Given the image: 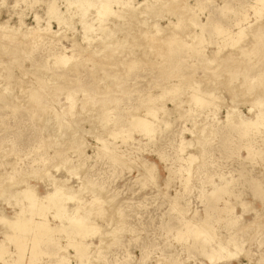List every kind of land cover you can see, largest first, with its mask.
Here are the masks:
<instances>
[{"label": "rangeland", "instance_id": "374dc122", "mask_svg": "<svg viewBox=\"0 0 264 264\" xmlns=\"http://www.w3.org/2000/svg\"><path fill=\"white\" fill-rule=\"evenodd\" d=\"M49 1L0 0L1 24L24 32L26 28L36 27L37 17L39 26L49 22L52 31L59 32L28 38L20 33L10 38L0 36V209L8 216L12 214L11 204L15 200L11 193L20 189L23 185L20 182L24 180L43 195L49 187L47 173L54 180L66 178L65 185L72 188L70 193L79 191L83 202L98 195L99 206L94 210H100L101 217L94 212L88 216L97 228L94 226L92 233H84L85 238H77L90 242L88 259L80 264H264V126L257 123L249 127L238 124V118L230 122L225 118L226 109L233 104L237 116L248 122L259 110V86L250 78L258 70L264 71V36L263 46L256 45V54L250 58L242 56L243 52L238 49L245 46L242 49L252 50L256 34L264 33V2L198 0V5L197 0H185L191 10L195 8L194 21L207 25L203 30L189 33L194 31L191 21L183 20V28L173 33L181 39L180 44L195 45L198 39L203 40L201 53H192L184 44L169 56L166 46L152 42L162 39L173 28L168 26L162 35L156 36L152 28L156 20L153 12L145 11L154 6L157 9L159 5H154L153 0H133L134 9L132 6L121 9L120 4H113L111 9L116 13L106 19L94 7L87 5V10L84 6L80 12L73 5L74 8L67 7L65 0H56L55 6L70 20L60 27L54 20L49 21L46 9ZM120 9L121 14L117 13ZM130 12L132 17L127 15L130 19L123 20ZM166 18L175 20L174 15L163 14L158 22L160 26L168 25ZM142 20L146 24H139ZM121 23L122 27L126 25V32L116 29ZM214 23L222 26L221 34H213ZM102 24L105 33L99 30ZM240 29L244 36L238 47H229L232 37L241 35ZM106 30L116 33L105 38ZM140 30L147 32L144 38H140ZM125 36L131 41L129 44L117 51L111 48L116 42L126 40ZM230 51L238 59L231 61V65L244 66L233 84L227 82L224 74L213 78L201 69L190 72L199 66L203 54L219 57ZM61 53L73 54L75 58L62 66L57 63ZM129 53L133 58L128 62L130 66L120 65L121 57ZM233 68L229 66L228 70L235 71ZM185 75H190L191 82L200 81L197 88H192L197 91L195 94L206 90L210 78L216 82L217 91L226 88L219 95L221 105L216 102L213 109L205 101L194 104V93L191 94L190 85L184 79L175 91H162L163 86L170 88L172 82ZM109 76L112 82L107 81ZM36 77L47 80V84L54 83L49 87L54 85L62 92L56 95L51 88L38 95L37 103L42 109H34L24 98L29 86H37ZM228 89H234V94ZM68 91L73 93L75 105L72 116L65 117L69 97L64 93ZM163 92L161 98L159 95ZM148 95L154 97L149 108L163 105L164 113L169 110L165 115L158 111V122L149 136L130 129L133 117L149 119L141 104ZM55 107L61 111L58 118L54 116L58 112ZM97 108L105 110L102 122ZM189 129L196 134H190ZM60 132L66 134L63 141ZM72 136L81 139L83 148L73 149L69 143ZM54 137L59 139L56 141ZM181 140H192V143L182 147ZM189 154L197 157L196 162L190 163ZM220 187L222 191L212 194V189ZM75 204L67 201L66 210L70 211ZM42 211L49 218L53 210ZM231 216L236 221L233 225L228 221ZM49 219L52 226L58 224V220ZM198 227L210 231L212 238L208 242ZM52 238V242L40 243L39 249L44 251L35 258L34 264H79L73 249L66 247L64 236L56 233ZM26 242L7 241V250L13 253L4 258L16 260L18 248L24 249L22 264H27L31 244ZM220 243L228 244L227 256L218 260L208 257V251ZM232 243L238 244V248L231 247Z\"/></svg>", "mask_w": 264, "mask_h": 264}, {"label": "bare ground", "instance_id": "6f19581e", "mask_svg": "<svg viewBox=\"0 0 264 264\" xmlns=\"http://www.w3.org/2000/svg\"><path fill=\"white\" fill-rule=\"evenodd\" d=\"M55 1L56 0H50L49 2H47L46 3L47 4L46 5V9H47V14L49 16L48 17L49 18V21L51 19L54 20L56 22V24L58 25V27H60L62 25V23L67 22L66 20H69V19L68 18H65L63 16V12H60L59 9L55 6ZM258 1H259V3H260V1L261 2H264V0H258ZM65 2L67 4V7H69V6L71 7L73 5L75 7V9H77V10L80 9V12H81V8H83L84 6L87 7V5H88V7L89 6L94 7V8H96V10H99V11H97L98 14L101 15V16H103V17H101L102 19L103 18L106 19L112 13H116V12L112 11L113 9H111V6L113 4L114 5H116V4L119 5L120 4L122 6L121 9H123V8H132V7H133V9L135 8L134 6H132V4H133L132 2H134L133 0H65ZM153 4L154 5L157 4V6L159 5L157 7V9H154L155 6L152 5V6H154V8H152L153 10L147 8V9H145V11L148 10V12L146 11L147 13H152L153 12V16H154L153 19H156V20L153 21L152 28L155 29L156 36L162 35V33L164 32L165 28H167L168 26H171L173 28H169V33L167 32V34H165V36H162V39L156 38V39H153L152 42L153 41H155V42L158 41V43H161L162 46H166L167 47V50L165 52L169 56L172 55L174 52H177V51L181 50L182 47L184 46V44L187 47H189V49H190V51H192V53H194V54L195 53H201V50H200L201 47L200 46L203 44V40L198 39L197 42H195V45H189V44L183 43V42H182V44H180L181 43V41H180L181 39H179L178 36L175 33H173L174 32L173 30H177V29H182L183 28L182 27L183 20H190L191 21V26L193 27L194 31H190L189 33L195 32V30L197 31V29H199V30L205 29V26L207 24L206 25L205 24H199V23H196L194 21V13H193V10H195V8L193 10H191L190 6L185 2V0H179V1L178 0H153ZM196 4L200 5V3H198V0H197V3ZM88 7H87V10H89ZM149 7H150V5H149ZM197 7L201 9V6H197ZM121 9L118 10L117 13H119V11H120V14H121V11H122ZM66 10H67V8H66ZM82 11L84 12L85 10H82ZM130 11L132 12L133 10L130 9ZM131 12L125 14L124 15L125 17L123 16L122 19L123 20L124 19L129 20L130 19V16L132 17ZM173 12H175V13H173ZM256 13L259 14L260 13L259 10ZM138 14H141V13H138ZM156 14H158L159 16H156ZM163 14H171V16L174 15L175 16V20L174 21H171V20H168L166 18L167 21H168V25L165 26V27H162V26L159 25L158 22L163 17ZM67 15H69V14H67ZM127 15H130V16L128 17ZM38 19H37V17L35 18V20H36V25L35 26L36 27L26 28V30L24 32H21V31L20 32H16V30H14V28H12V27L10 28V27L6 26L5 24H1L0 23V36L10 38V37H14V36H16V34H19L20 33L19 35L23 36V38H28V37H37L41 33H48V34H51V35H57V34H59V32L57 33L56 31H52V29L50 28V26L48 24L49 22L46 23V25L44 27L39 26ZM81 22H83V20ZM101 22H103V21H101ZM120 22L121 21H119L118 23H120ZM139 24H143L144 25V24H146V21L145 20H142V22H139ZM83 25H85V23ZM125 26L122 27V23H121L120 27H117L116 29H121L122 32L123 31L126 32ZM139 26H141V25H139ZM221 27L220 26L218 27L216 25V23H214L213 26H211V29L213 30V34L214 33L216 34V32L218 34L220 31H222ZM99 28H100L99 29L100 31H103V29L105 27H103V24H102V26H100ZM106 29H108V28H106ZM113 29H115V28H113ZM261 29H258V30H261ZM106 32H107V30H106ZM239 32L241 33V35L240 36L237 35L236 38L232 37V39L230 40L231 43H230V46L229 47H231V46H232L231 48H233L234 46H235V48H236V46L238 47V44L237 43H240L239 41H240L241 37L244 36L243 29H240ZM113 33H114V31L107 32L105 34L106 35L105 38L107 36H108V38H109V36L111 38V36L114 35L116 32L114 34ZM146 33H147L146 31L140 30V33H139L140 34V38L141 37L144 38L145 35H146ZM219 34H221V33H219ZM123 35H125V34H123ZM152 36H155V35H152ZM227 36H229V34ZM263 36H264V33L263 32H259V33L256 34V40L254 41V44H253V47L254 46L255 47L252 50L242 49L245 46L244 47L241 46L242 48H240L238 50H240V51L243 52L242 53V56L249 57L251 54L255 55L256 54V51H257V46H261V45L263 46V44H262V38H263ZM189 37H190V35H189ZM125 38H126V40L123 39L124 41H122V42H119V43L116 42L113 45V47L111 46V48H115V50L116 49L118 50L119 48L124 47L125 44H129L131 42V41H129L130 39L127 40V36H125ZM87 41H89V40H87ZM132 41H135V40H132ZM235 44H237V45H235ZM132 46H134V45H132ZM147 46H148V48L150 47L149 45H147ZM2 48H3V46H2ZM235 48H234V50H235ZM251 48H252V46H251ZM115 50H110V51L111 52H114ZM234 50H232V52ZM214 52L217 55L219 53V48H217V50L214 51ZM232 52L231 51L230 52H225L223 55H221L219 57H216V56L209 57L210 55L208 56L206 54L205 55L203 54L201 56L202 61L199 64V66L197 68L196 67L191 68L193 70H191L190 72L195 73L197 70L201 69L203 72H205V73L207 72V76H208V74H210V76L213 77V78H215V77L218 78L219 76H223V74H224L226 76V80H229L227 82L229 84H233V82H235L237 80V77H236L237 73L241 69H242L241 71H243L244 70V66H242V65H238V66L231 65V63H230L231 61L238 60L236 57H232L234 55ZM143 55H144V53H143ZM74 58L75 57L73 56V54L72 55L71 54L70 55H67L65 53H61L60 55L57 56V63L61 64L62 66H65V65L71 63V61L74 60ZM131 58H132V55L130 53L127 54V55H125V56H122L121 59H120V62H119L120 65L129 67L130 64L128 62H129V60ZM239 60H241V59H239ZM159 66H158V68H159ZM229 66L230 67H234L233 69H235V71L234 70H228ZM110 68H112V64H111V67ZM114 68L115 69H118L117 66H115ZM40 75H42V73L39 74V76ZM43 75H44V73H43ZM189 76L190 75L182 76L181 79H178L174 83L172 82V85H169L170 88H166V87L163 86V90L162 91H164L165 93H167V92L170 93V92L175 91L178 88V85H180L181 82H183V79H184L185 80V83L190 85V86H188V88H190L192 90L191 94L194 93V94H192V100L194 101V104H198V102L205 101L209 106L211 105L213 107V109H216V106H215V103L216 102L221 105L222 101H221V98H220L219 95H220V92L226 90V88H223L220 91H217L216 88H214V86L216 85V82L215 81H212L211 82L210 81L211 78H210L209 79V84L207 85V87H205L206 90H204L203 92L198 91L199 93L195 94L197 91L196 90L193 91V89H195V88L198 87V85L200 84V81L197 80V79H195L196 78L195 77L194 78L195 80L193 82H191L192 79L190 81V79L188 78ZM225 76H224V78H225ZM41 77H43V76H41ZM110 78L111 77L109 76V78L107 77L106 79H107V81L112 82L113 79H110ZM45 79H46V77H45ZM50 79H52V76H51ZM250 79H251V82H253V83H255L256 85L259 86L258 94L259 95L261 94L259 97H257L258 98V100H257L258 101V104L257 105H259L258 106L259 107V110L255 114L253 120H251V121L248 122V121H244L240 117H238L237 114L235 113V107H234L235 104H233L228 109H226V117L225 118H226V121L228 120L229 122H230V120L234 121V119H237L238 118L237 119V121H239L238 124L248 125L249 127L251 125H256L257 123L263 124V126H264V71L258 70V72H255L251 76ZM206 80H208V79H206ZM206 80H205V82H207ZM34 82L37 84V86H29L28 87V90L26 92L24 91V93H26V96H24V98L26 99L27 104L28 105H33L34 106V109H39V108L42 109V105L38 104L37 103V100L39 98L38 95L42 94L44 92V90L54 88L53 93H55L56 95L62 94V92L59 91L58 88H56V86L53 85V87H51V86L49 87V84L51 85V84H54V83H50L49 82V84H47L48 83L47 80L46 81H43L40 78H37ZM9 85L7 87H9ZM217 85H220V82ZM193 86H195V88H193ZM235 87H233V88H235ZM9 88H11V87H9ZM22 89H21V91H22ZM235 89H237V88H235ZM19 90H20V88H19ZM200 90H203V89H200ZM232 90H234V89H232ZM232 90L231 89L230 90L228 89V92L230 94H234V92ZM164 92L159 95V96H162L161 98L164 97V94H165ZM178 92H180V88H179ZM5 93H6V90H5ZM11 94H12V91H11ZM11 94L8 93L7 95H11ZM64 94L69 97L67 99L68 102H69V108H67V109H69V110L66 111L67 110L66 109L64 111V114L63 115L65 117L66 116L70 117L73 114L72 113V110H73L74 105H75V99H74L73 93L71 91H68V92H66ZM173 94L174 93H172V95ZM258 94H257V96H258ZM237 95H235V96L237 97ZM240 96H241V94H240ZM156 97L158 98V96H156ZM15 98H17V97H15ZM142 98H145V97L143 96ZM153 98H154L153 96L148 95L146 97V99L143 100L142 103H141L142 106H144L146 108V115L149 116V119L142 118V117H133L134 116V113H133V116H131V118H130V119H132V117H133L132 122H131L132 124L130 123V125H131V128L130 129H132V130H138L140 132H143V134L144 133L147 134L148 136L150 134H152V132L154 130L155 122H158V117H157L158 111L161 110L164 113V110H165L164 109L165 107L164 108L162 107L163 105L159 106L158 108H154V109H151L152 106H151V108H149L150 105L153 102ZM232 98H234V97H232ZM172 99L173 98H171L170 100H172ZM49 102H50V104L52 103V101H49ZM67 105H68V103H67ZM176 105H178V104L176 103ZM83 106H84L83 107V109H84L86 107V104L84 103ZM57 111H58V109H57ZM96 111H98L99 114H101V117L99 118V120H100L99 122H102V116H103V112L105 110L103 108H101V109H98L97 108ZM60 112H61L60 110L58 112H55V115L54 116L56 118H58L60 116ZM167 112H169V110L168 111H165V113H167ZM249 112H250V110H249ZM165 113H164V115H165ZM61 118H62V116H61ZM65 122L68 124L67 120H65ZM67 124H66V126H68ZM63 126H64V124L62 123V126L60 127L61 130L63 129L62 128ZM66 126H65V128H66ZM71 127H72V125H71ZM50 128H52V127H50ZM74 128H75V126H73V129ZM188 132L190 134H192V135L193 134H196V133H193L192 130H190V129L188 130ZM51 134L53 135L54 132L52 131ZM88 134L89 133H87V135ZM65 135L63 133L60 134L61 141H63L62 140L63 139L62 137H64ZM97 136H96L95 139L97 141L101 142L102 144H104V141L100 137H97ZM104 138H105V136H104ZM58 139H59V137L57 139L55 138L56 141ZM66 140H68V139H66ZM82 140H83V138H82ZM69 141H70L69 143H71V146L73 147V149H75V151L77 149H79V148H83V145H82V142H81V139L80 138L77 139V137L72 136V138H70ZM59 142H60V140H59ZM190 143H192V140H188V141L181 140V142H180V144H181L182 147L184 145H191ZM196 158L197 157H195L193 155H190V154L187 155V159L190 161V163L192 161H195ZM54 168H55V166H54ZM68 172L69 173H72L70 171H68ZM148 173H150V171H148ZM150 175H151V173H150ZM45 176L47 177L46 179L49 180V182H48L49 183L48 184L49 187H47V189H46V191L44 192L43 195H40L37 192V190L33 187L34 185L32 186V185L28 184V182L26 180H24V181L22 180L23 182H20V184L23 183V185H22L23 187L21 186L20 189H18V190L15 189L11 193V195L14 196V200H15V202L13 204H11L12 214L10 216H8V215H6L0 209V223L3 226V227L2 226L0 227L1 228L0 229V233L3 234V239L0 240V260L2 261L1 264H22L24 262V256H23L24 249H22V251H21L20 248H18L19 251L16 254V260L13 259L12 261L11 260L9 261V260H7V259L4 258L5 255L11 256L12 253H13L11 250H7V243H6L7 241L17 242V241H20V240H24V241L30 242L31 246L28 249V251L30 253H29L28 260H27L26 263L27 264H34L35 263L34 262L35 261V258L37 256L39 257V255L43 254V251H44L42 249H39L40 243H44V242L45 243H49V242H52L53 241L52 235L53 234H56V233L58 235H62V237L64 236L66 238V242H67L66 243V247L69 246V247H71L73 249V251H74V257L79 261L78 262L79 264L82 263V260H84L85 258H87L86 252H88V246H90L89 245L90 242L89 243H85V242H83L84 240L81 241V239L78 240L77 238H79V237L81 238L84 233H89V232L92 233L93 229H95V227L97 228V225H92V222L93 221L91 220L92 222H90L88 216L89 215H92V212H94L97 215H99V217H101L100 214H102V212L100 210H96V211L94 210V207L99 206V202L100 201L97 198L98 195H96L91 201H84L83 202V200H82L83 198L79 197V194L80 193L79 194L77 193L79 191H77L75 194L74 193H70V191L72 190V188L71 187L69 188V187H67L65 185V183H66V180L65 179L66 178L59 179V180H54L53 177H51V175H49L47 173H46ZM222 190L223 189L221 187L220 188H214V189H212V194H214L216 191H222ZM67 201H74V202H76V204L73 206V209H71L73 211L66 210L65 205H66V202ZM44 209L47 212H49L50 209L53 210V211H51V213H50L51 215H50L49 218H51L52 221L54 219L58 220V224L52 226V224L50 223L51 222L50 219L43 214L45 211L43 212L42 210H44ZM220 211H222V210H220ZM40 213H42V214L38 216V214H40ZM36 217H38V218H36ZM231 218H232V216H231ZM228 221H229V223L231 225H233L236 222L234 218L229 219ZM93 224H96V223H93ZM98 229H99V227H98ZM197 230L204 235L205 242H208L212 238V235L210 234V231L207 230L208 231L207 232L205 230H200L199 227H198ZM98 232H99V230H98ZM27 234L30 235V238L28 237L29 239H27ZM83 238H85V237L83 236ZM100 241H101V239H100ZM227 243H229V241ZM227 243H220L216 247V249L208 251V253L206 255L208 257H211V259H213V260L214 259H217L218 260V259H221L223 257H226L227 256V249L226 248L228 247V244ZM99 244H100V242H99ZM238 246L239 245L236 244V243H232V245H231V247H233V248H238ZM24 247H25V244H24ZM28 247H29V245H28ZM25 261H26V259H25Z\"/></svg>", "mask_w": 264, "mask_h": 264}]
</instances>
